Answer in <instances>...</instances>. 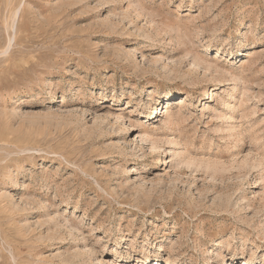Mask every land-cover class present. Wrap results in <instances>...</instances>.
Listing matches in <instances>:
<instances>
[{
  "label": "rangeland",
  "instance_id": "374dc122",
  "mask_svg": "<svg viewBox=\"0 0 264 264\" xmlns=\"http://www.w3.org/2000/svg\"><path fill=\"white\" fill-rule=\"evenodd\" d=\"M107 260L264 264V0H0V264Z\"/></svg>",
  "mask_w": 264,
  "mask_h": 264
},
{
  "label": "bare ground",
  "instance_id": "6f19581e",
  "mask_svg": "<svg viewBox=\"0 0 264 264\" xmlns=\"http://www.w3.org/2000/svg\"><path fill=\"white\" fill-rule=\"evenodd\" d=\"M161 93H163L162 95H161V97H157L156 99H157V102H156V106H154L153 107V109H151L150 110V113H151V116H150V118L152 119V118H155V117H157L158 116V114H159V112H160V104H161V106L163 105V103H164V101H161L162 99V97H164V96H166L165 94L166 93H172L173 95L172 96H176V95H178V92H174V91H162V92H160L159 94H161ZM260 99V98H259ZM152 113H156L155 115L154 114H152ZM152 147H155V145H154V143H152V145H151ZM227 263V262H226ZM106 264H113L110 260H107V262H106ZM166 264H171V263H166Z\"/></svg>",
  "mask_w": 264,
  "mask_h": 264
}]
</instances>
